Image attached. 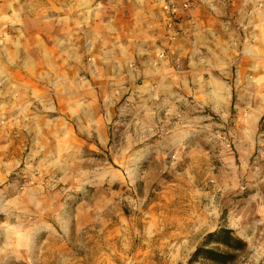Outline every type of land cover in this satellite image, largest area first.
<instances>
[{
    "label": "rangeland",
    "instance_id": "rangeland-1",
    "mask_svg": "<svg viewBox=\"0 0 264 264\" xmlns=\"http://www.w3.org/2000/svg\"><path fill=\"white\" fill-rule=\"evenodd\" d=\"M135 2L0 0V264H187L221 227L264 264V116L119 83Z\"/></svg>",
    "mask_w": 264,
    "mask_h": 264
},
{
    "label": "crops",
    "instance_id": "crops-1",
    "mask_svg": "<svg viewBox=\"0 0 264 264\" xmlns=\"http://www.w3.org/2000/svg\"><path fill=\"white\" fill-rule=\"evenodd\" d=\"M165 1L136 0L135 34L130 37V29H124L127 36L117 45L118 61H123L118 64L123 77L117 81L127 83L133 71L141 100L161 98L166 103L174 95L204 97L197 84L216 82L230 98V106L239 108L240 114L249 109L260 120L264 116V0H194L191 9H181L172 18L163 8ZM259 1L261 5H256ZM162 52L165 58L159 59ZM110 78L102 77L101 86ZM164 108L168 114L167 106L145 107L151 118Z\"/></svg>",
    "mask_w": 264,
    "mask_h": 264
},
{
    "label": "trees",
    "instance_id": "trees-1",
    "mask_svg": "<svg viewBox=\"0 0 264 264\" xmlns=\"http://www.w3.org/2000/svg\"><path fill=\"white\" fill-rule=\"evenodd\" d=\"M247 249V241L234 230L221 227L203 237L187 264H237Z\"/></svg>",
    "mask_w": 264,
    "mask_h": 264
},
{
    "label": "built area",
    "instance_id": "built-area-1",
    "mask_svg": "<svg viewBox=\"0 0 264 264\" xmlns=\"http://www.w3.org/2000/svg\"><path fill=\"white\" fill-rule=\"evenodd\" d=\"M177 1H181V3L177 4ZM192 3L193 0H166L163 4V7L164 10L169 14V17L172 18V16L178 14L181 11V9L188 10L189 8H191ZM158 58L159 59L165 58V53L164 52L160 53ZM177 63H179V60H177ZM154 64L157 65L158 61L156 60Z\"/></svg>",
    "mask_w": 264,
    "mask_h": 264
}]
</instances>
